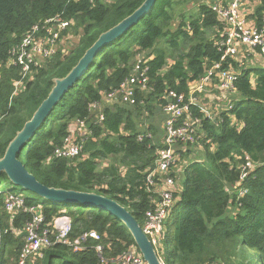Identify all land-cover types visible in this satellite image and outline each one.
Instances as JSON below:
<instances>
[{"label":"trees","instance_id":"16d2710c","mask_svg":"<svg viewBox=\"0 0 264 264\" xmlns=\"http://www.w3.org/2000/svg\"><path fill=\"white\" fill-rule=\"evenodd\" d=\"M218 1L229 0H156L123 36L95 54L85 73L18 153L42 184L114 199L142 227L146 213L160 200L157 185L173 177L175 201L157 247L165 264H215L219 258L225 264H264V57L245 51L241 59L223 62L224 68L241 71L234 90L219 93L227 104L214 107L210 115L201 104L191 105L198 120L196 141L176 143L178 156L168 173L154 175L157 185L148 179L164 147L167 94L173 90L188 98L191 84L221 60L218 43L223 26L211 7ZM144 2L0 0V157L46 99L53 79L65 77L101 33ZM58 16L71 22L62 35L71 33L76 45L32 64L23 78L22 67L12 64V51L33 26ZM248 18L262 28L264 0H258ZM162 40L169 50L159 46ZM139 57L149 66L147 87L135 85L133 103L118 99L105 104L107 93L136 74ZM19 82L21 90L16 93ZM95 102L99 108L92 110ZM101 114L104 119L99 121ZM80 121L87 128L86 134L79 133L75 139L83 142L82 151L75 157L56 156ZM247 159L254 169L241 181ZM5 181L11 185L0 187V264H18L25 225L33 215L6 209V191L24 190L1 173L0 186ZM28 193L25 204L38 208L45 226L52 228L57 215L68 214L70 239L92 230L101 236L100 241L86 239L79 251L55 243L29 264H117L115 259L126 250L137 249L124 223L108 211L83 203L39 200Z\"/></svg>","mask_w":264,"mask_h":264},{"label":"built area","instance_id":"2783aa9c","mask_svg":"<svg viewBox=\"0 0 264 264\" xmlns=\"http://www.w3.org/2000/svg\"><path fill=\"white\" fill-rule=\"evenodd\" d=\"M212 9L216 12L219 22L223 26V37L219 41V48L222 51L221 60L215 62L199 80L191 84L189 96L176 91H169L168 101L164 110L168 115L164 128L166 131L164 147L158 151L156 169L149 175V183H154V175H164L168 173L171 165L177 159L175 144L182 141L194 143L197 139L196 123L197 118L193 116L191 105L201 104L200 97L212 89L218 91H233L235 82L241 71L227 69L223 67V62L228 58L241 59L245 51L253 52L254 55L264 57V24L259 29L248 15L253 12L251 0H229L225 4L223 1L215 2ZM70 21L63 20L61 17H54L45 20L40 25L37 24L26 33L19 47L12 51L13 65L22 67L24 76L30 71L32 64L39 65L45 59L52 57L56 52L57 43L61 39L62 32L67 30ZM258 51V52H257ZM136 74L126 79L118 90L107 93V102H114L118 99L133 103L135 85L141 88L147 87L149 66L144 59L139 57L135 66ZM22 85V82L17 84ZM95 102L91 107H98ZM204 111L207 112L205 108ZM210 115L209 112H207ZM104 119L101 114L99 121ZM84 122L80 121L77 127H83ZM83 149V142L72 140L70 136L65 140L63 147L56 150L55 154L59 157H75ZM254 169V164L249 159L242 166L241 181L245 180L248 173ZM174 178L168 176L163 183L157 185V192L160 200L156 206L146 213V222L143 231L149 236L153 245L159 247L164 233V223L170 209L174 204ZM243 193L242 189L240 190ZM5 207L9 212L17 213L19 210L29 212L33 215L32 220L25 225V240L21 249L18 264H29L36 257H43L44 250L55 243H62L69 246L73 251L84 248V241L93 238L101 240V236L94 230L89 231L79 238L70 239L72 229V219L68 214L57 215L51 227L45 226V217L36 206H27L25 197L22 193L8 190L5 193ZM44 226V227H43ZM1 233V229H0ZM101 254L102 245L96 246ZM117 264H146L143 256L137 249H128L121 256L115 259Z\"/></svg>","mask_w":264,"mask_h":264},{"label":"water","instance_id":"95a60500","mask_svg":"<svg viewBox=\"0 0 264 264\" xmlns=\"http://www.w3.org/2000/svg\"><path fill=\"white\" fill-rule=\"evenodd\" d=\"M156 0H145L131 15L117 25L100 34L95 43L87 49L78 63L62 78H54V85L46 99L38 106L33 116L26 121L22 129L9 142L5 154L0 157V174L5 173L9 181L16 187L32 192L46 200L68 203H83L108 211L120 219L134 240V243L143 256L146 264H165L160 258L156 247L149 236L143 231L136 218L120 203L95 192L65 190L48 187L42 184L18 158V153L33 137L36 130L44 123L54 106L62 99L65 93L77 83L88 69L95 54L111 41L123 36L140 18L149 11Z\"/></svg>","mask_w":264,"mask_h":264},{"label":"rangeland","instance_id":"374dc122","mask_svg":"<svg viewBox=\"0 0 264 264\" xmlns=\"http://www.w3.org/2000/svg\"><path fill=\"white\" fill-rule=\"evenodd\" d=\"M251 2H252V7L254 8L257 4H258V0H251ZM76 43H77V38H75L71 33H69V34H67V35H65V34H63L62 36H61V39L59 40V42L57 43V45H58V48H57V50L58 49H64V50H68V51H70L75 45H76ZM159 46L160 47H162V48H164V49H166V50H169L168 49V45H167V43L164 41V40H162L160 43H159ZM169 62L171 61V59L170 60H168ZM17 86V85H16ZM21 84L18 86V90L16 91V93L17 92H19L20 90H21ZM20 89V90H19ZM218 94L220 93V91L219 92H217ZM219 96V95H218ZM220 97L221 96H219L218 97V99H220ZM203 98H206V97H203ZM209 101H213L212 99H210V100H201L200 99V103H202V102H204V105H205V109L207 110V112H209V111H211L212 109H217V108H219V107H222V106H225L226 104H227V102H225L224 104H223V99H222V97H221V101L218 103V100L217 101H215V103L217 104V105H212L211 103L208 105V102ZM105 104H109L107 101H105ZM215 107V108H214ZM95 108H99V106L98 107H93L92 108V110H95ZM155 119H159L157 116L155 117ZM75 131L73 132V133H71V135H70V138L72 139V140H75L76 139V137H77V135L79 134V133H83V134H86L87 133V128H86V126L84 127H80V128H78L76 125H75ZM160 129H161V131H163V126H162V122H161V126H160ZM163 133V132H162ZM161 133V134H162ZM163 135V134H162ZM195 150V149H194ZM11 184L9 183V182H7V181H5V182H2V184H1V188H4V189H7V188H9V186H10ZM29 191H23V192H21L24 196H26V195H29V193H28ZM40 197V196H39ZM42 197H40L39 198V200L41 199ZM0 245H1V233H0ZM215 264H225L224 263V260L223 259H221V258H219L218 259V262L217 263H215Z\"/></svg>","mask_w":264,"mask_h":264},{"label":"crops","instance_id":"0c3cea01","mask_svg":"<svg viewBox=\"0 0 264 264\" xmlns=\"http://www.w3.org/2000/svg\"><path fill=\"white\" fill-rule=\"evenodd\" d=\"M253 5V4H252ZM212 92L210 93V92H207L205 95H201V100H210V99H212L213 101H209L208 102V105L211 103L212 105H217L216 103H215V101H217L218 100V93L217 92H219L218 90H216V89H212L211 90ZM203 97H206V98H203ZM219 103V102H218ZM225 102H223V104H224ZM201 105L205 108V105H204V102H202L201 103Z\"/></svg>","mask_w":264,"mask_h":264}]
</instances>
